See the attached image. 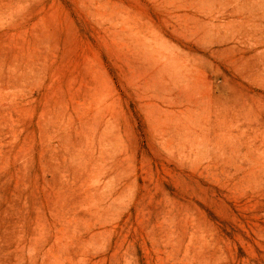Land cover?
<instances>
[{
    "label": "rangeland",
    "instance_id": "1",
    "mask_svg": "<svg viewBox=\"0 0 264 264\" xmlns=\"http://www.w3.org/2000/svg\"><path fill=\"white\" fill-rule=\"evenodd\" d=\"M0 264H264V0H0Z\"/></svg>",
    "mask_w": 264,
    "mask_h": 264
}]
</instances>
